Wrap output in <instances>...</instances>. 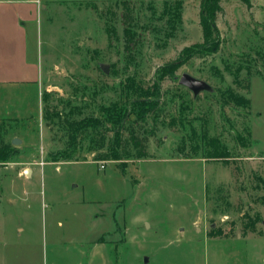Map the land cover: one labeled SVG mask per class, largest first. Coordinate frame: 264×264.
Listing matches in <instances>:
<instances>
[{
    "label": "rangeland",
    "instance_id": "374dc122",
    "mask_svg": "<svg viewBox=\"0 0 264 264\" xmlns=\"http://www.w3.org/2000/svg\"><path fill=\"white\" fill-rule=\"evenodd\" d=\"M42 3L30 25L40 91L13 90L5 107L17 119L0 120V146L11 145L0 159V264H219L237 242L212 239L264 237V0H221V49L194 57L202 0ZM184 74L211 91L196 97ZM164 77L163 111L138 130L149 158L97 162L84 142L74 161L58 160L65 133L47 126L44 108L101 117L130 81L152 93ZM230 88L251 108L230 102ZM203 132L227 147L228 164L205 158ZM252 244L238 259L261 260Z\"/></svg>",
    "mask_w": 264,
    "mask_h": 264
},
{
    "label": "trees",
    "instance_id": "16d2710c",
    "mask_svg": "<svg viewBox=\"0 0 264 264\" xmlns=\"http://www.w3.org/2000/svg\"><path fill=\"white\" fill-rule=\"evenodd\" d=\"M241 1L250 6L252 0ZM220 3L221 0H202L200 25L203 30L204 42L187 48V51H191V57L200 55V53L215 54L221 49L220 31L216 24L219 13L222 12ZM181 9V3H179L176 10V18L179 24L182 21ZM129 33L127 32V36ZM178 66L171 63L166 67V72L172 74ZM163 79L165 77L154 84L152 93L145 92L142 87L136 86L134 82L130 81L124 87L125 95H127L124 100L107 106H100L98 111H100L101 117L91 115L82 118L80 117V109L76 107L70 108L69 112H65V110L51 111L48 107L44 108L43 113L47 126L49 128L56 126L65 133L68 148L58 160L74 161L76 154L84 146V142L89 144L88 152L95 153L93 159L97 162L149 158L148 139L142 137L138 130L150 120L157 121L163 111L160 108V91ZM226 92L229 101L236 106L251 108L250 98L235 92L231 88ZM43 98L44 101H49V93L45 91ZM192 128L195 136L194 127ZM109 132H113L112 138H108L107 133ZM124 134L127 136L123 142ZM201 140L204 145L202 153H204L205 158L216 161L222 160L228 164L232 157L227 147L219 139L211 138L207 132H203ZM10 150L11 145L2 144L0 146V159H3Z\"/></svg>",
    "mask_w": 264,
    "mask_h": 264
},
{
    "label": "crops",
    "instance_id": "0c3cea01",
    "mask_svg": "<svg viewBox=\"0 0 264 264\" xmlns=\"http://www.w3.org/2000/svg\"><path fill=\"white\" fill-rule=\"evenodd\" d=\"M41 7H46L42 0H0V120L17 119L13 114L16 109L12 110V106L5 107L6 99H12L14 96L13 90L37 87V91H40L38 83L42 67L39 58L36 59L37 55H34L36 51L38 54V43L35 45L38 38L30 25L41 15L38 11ZM4 91L9 93L4 94ZM37 94L38 92L36 96ZM24 109L19 108L17 111ZM211 241L224 248H227L229 243L237 242L236 245L227 248L234 260L219 264H264V255L261 260L238 259L242 251H249L245 244L253 243L254 249L261 244V248H264V237L247 236Z\"/></svg>",
    "mask_w": 264,
    "mask_h": 264
},
{
    "label": "water",
    "instance_id": "95a60500",
    "mask_svg": "<svg viewBox=\"0 0 264 264\" xmlns=\"http://www.w3.org/2000/svg\"><path fill=\"white\" fill-rule=\"evenodd\" d=\"M106 72H108V69H106ZM180 85L183 87H187L194 95L197 97L201 94L203 91H211V87L208 83H206L203 80H198L194 77H191L188 74H184L181 77ZM20 141L18 139H14L12 144L18 145ZM26 176L30 177L31 170L26 171Z\"/></svg>",
    "mask_w": 264,
    "mask_h": 264
}]
</instances>
